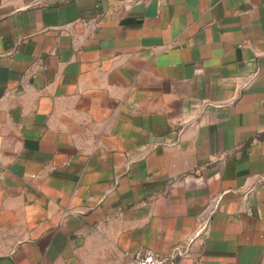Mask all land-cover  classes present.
Returning a JSON list of instances; mask_svg holds the SVG:
<instances>
[{
    "label": "crops",
    "instance_id": "crops-1",
    "mask_svg": "<svg viewBox=\"0 0 264 264\" xmlns=\"http://www.w3.org/2000/svg\"><path fill=\"white\" fill-rule=\"evenodd\" d=\"M264 264V0H0V264Z\"/></svg>",
    "mask_w": 264,
    "mask_h": 264
},
{
    "label": "built area",
    "instance_id": "built-area-1",
    "mask_svg": "<svg viewBox=\"0 0 264 264\" xmlns=\"http://www.w3.org/2000/svg\"><path fill=\"white\" fill-rule=\"evenodd\" d=\"M126 264H177L169 256L161 255L153 250H137L122 254Z\"/></svg>",
    "mask_w": 264,
    "mask_h": 264
}]
</instances>
